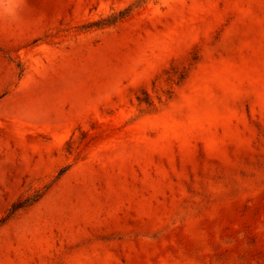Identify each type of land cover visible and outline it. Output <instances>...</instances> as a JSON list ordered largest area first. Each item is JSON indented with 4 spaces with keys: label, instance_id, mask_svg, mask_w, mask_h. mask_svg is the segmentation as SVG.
Returning <instances> with one entry per match:
<instances>
[{
    "label": "rangeland",
    "instance_id": "obj_1",
    "mask_svg": "<svg viewBox=\"0 0 264 264\" xmlns=\"http://www.w3.org/2000/svg\"><path fill=\"white\" fill-rule=\"evenodd\" d=\"M0 264H264V0L0 16Z\"/></svg>",
    "mask_w": 264,
    "mask_h": 264
},
{
    "label": "clouds",
    "instance_id": "obj_2",
    "mask_svg": "<svg viewBox=\"0 0 264 264\" xmlns=\"http://www.w3.org/2000/svg\"><path fill=\"white\" fill-rule=\"evenodd\" d=\"M22 0H0V16L14 18Z\"/></svg>",
    "mask_w": 264,
    "mask_h": 264
},
{
    "label": "trees",
    "instance_id": "obj_3",
    "mask_svg": "<svg viewBox=\"0 0 264 264\" xmlns=\"http://www.w3.org/2000/svg\"><path fill=\"white\" fill-rule=\"evenodd\" d=\"M27 201H23V202H21V203H19L18 205H17V207H22L23 205H24V203H26Z\"/></svg>",
    "mask_w": 264,
    "mask_h": 264
}]
</instances>
